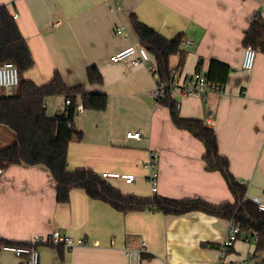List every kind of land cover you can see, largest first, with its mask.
<instances>
[{"label":"crops","instance_id":"0c3cea01","mask_svg":"<svg viewBox=\"0 0 264 264\" xmlns=\"http://www.w3.org/2000/svg\"><path fill=\"white\" fill-rule=\"evenodd\" d=\"M1 4L15 18L31 51L34 64L24 73L27 79L41 85L58 72L68 86L84 84L87 91L107 95L103 110L83 107L74 115L73 126L82 136L68 143L67 170L106 172L110 175L104 179L125 194L199 197L212 204L234 201L222 173L205 168L203 142L177 127L168 107L152 95L155 78L147 68L110 60L122 48L139 44L129 22L134 13L168 39L183 34L182 63L179 53L169 57L174 84L170 95L179 102V114L200 118L213 128L229 171L246 182V196L263 194L264 50L256 49L251 71L241 64L251 23L258 18L264 24V0H0ZM115 25L124 26L127 38L114 32ZM211 60L229 66L223 87L205 95L181 93L179 84L196 71L204 74ZM91 64L98 67L101 84L88 82ZM63 103V95L49 97L47 113L61 111ZM129 131H139L141 137H128ZM3 139L8 144L14 134L3 133ZM151 152L158 156L155 192L145 165ZM114 173H132L135 179L126 182ZM228 222L200 210L124 212L79 187L70 190L67 202H58L56 185L41 165L11 164L0 174V237L28 243L34 235L58 230L83 240L70 248L39 244V264H128L125 249L141 241V264H216ZM255 248L256 242L238 239L226 259L248 254L262 259L264 250ZM0 264L24 261L0 249Z\"/></svg>","mask_w":264,"mask_h":264},{"label":"trees","instance_id":"16d2710c","mask_svg":"<svg viewBox=\"0 0 264 264\" xmlns=\"http://www.w3.org/2000/svg\"><path fill=\"white\" fill-rule=\"evenodd\" d=\"M129 22L139 43L145 46L156 60L159 81L165 85L161 103L168 107L172 122L179 128L187 129L203 142L205 168L219 170L222 173L234 201L212 204L199 197L176 199L156 193L152 196L125 194L90 168L67 170L68 143L82 136L81 131L73 126L77 104L80 102L85 109L103 110L107 105V95L104 92L87 91L84 84L68 86L58 72L41 85L27 79L24 73L33 66L34 60L15 18L5 4L0 5V64L6 61L15 64L19 72V81L9 92L0 87V125L14 134L13 141L0 146V166L3 168L11 164L44 166L56 185L58 202H67L70 190L79 187L84 189L89 197L109 202L124 212L146 209L166 214H182L200 210L226 218L238 223L244 230L255 229L259 234L255 251H263L264 211L257 209L246 196V185L241 184L229 171L227 158L218 152L214 129L200 118L182 117L176 101L170 95L173 77L169 57L179 53V63H182L183 34L168 39L138 20L134 13L129 14ZM247 43L255 49L264 50V24L261 19L255 18L251 23L244 36V45ZM199 63L200 61L197 66ZM228 72V65L211 60L204 74L208 81L222 88ZM86 73L89 83H102V75L95 64L89 65ZM53 95H63L64 99L67 98L70 102L60 112L49 115L46 104L47 99ZM7 244L27 243L13 242L0 237V249ZM260 264H264V257Z\"/></svg>","mask_w":264,"mask_h":264},{"label":"built area","instance_id":"2783aa9c","mask_svg":"<svg viewBox=\"0 0 264 264\" xmlns=\"http://www.w3.org/2000/svg\"><path fill=\"white\" fill-rule=\"evenodd\" d=\"M114 9V7H112ZM114 32L122 38H127L128 34L124 30V26L115 25ZM256 56V49L249 43L244 45L242 68L246 71H251L254 65ZM111 61H127L131 65H143L147 68L150 74L155 78V87L152 90V95L159 101L164 97L165 85L159 81V73L157 71L156 60L149 50L139 44L128 45L118 52L110 56ZM19 81V72L15 64L10 61H6L0 64V87H3L7 92L15 86ZM187 83V84H186ZM186 83L179 84L181 93L186 95L201 94L205 95L210 90H218L219 87L211 83L205 77L202 72L196 71L189 78ZM173 81L171 82L172 87ZM69 99H64V106L69 104ZM176 106H179V102H176ZM83 111V105L79 102L77 104V112ZM60 112V111H59ZM127 136L131 138H140L141 134L139 131H129ZM157 162L158 156L156 152H151L146 161V166L150 168L148 179L151 183L152 191L157 190ZM3 171V167L0 166V174ZM110 174L103 172L102 177H107ZM112 176L122 177L126 182H132L135 179V175L132 173H114ZM241 184L246 182L240 181ZM251 201L256 205L257 209L264 211V192L261 195L250 196ZM258 232L255 229L244 230L238 223L229 220L225 237L221 241L219 248V258L216 264H260L261 259H257L248 254L238 259H226L227 250L233 245L238 239L245 241L256 242L258 239ZM41 243L52 244L64 247H73L77 244H82L83 240L75 241L71 236L62 234L58 230H51L42 237L37 235L32 236L29 242L25 245L7 244L3 245L2 249L9 250L18 256H22L24 264H39L40 263V252L38 245ZM145 249L144 241L136 247H127L125 254L127 256L128 264H141V253Z\"/></svg>","mask_w":264,"mask_h":264},{"label":"rangeland","instance_id":"374dc122","mask_svg":"<svg viewBox=\"0 0 264 264\" xmlns=\"http://www.w3.org/2000/svg\"><path fill=\"white\" fill-rule=\"evenodd\" d=\"M3 133H8V134H12V135H13V133L10 132V131H8L6 128H4V127H0V138H1V135H2ZM5 144H7V141H6L5 139L0 140V145H5ZM261 256H263V255H261Z\"/></svg>","mask_w":264,"mask_h":264}]
</instances>
